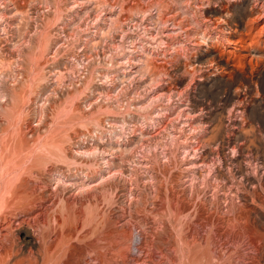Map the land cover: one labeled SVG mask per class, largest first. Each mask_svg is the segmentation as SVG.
<instances>
[{
	"label": "rangeland",
	"instance_id": "374dc122",
	"mask_svg": "<svg viewBox=\"0 0 264 264\" xmlns=\"http://www.w3.org/2000/svg\"><path fill=\"white\" fill-rule=\"evenodd\" d=\"M3 185L45 264H264V0H0Z\"/></svg>",
	"mask_w": 264,
	"mask_h": 264
},
{
	"label": "bare ground",
	"instance_id": "6f19581e",
	"mask_svg": "<svg viewBox=\"0 0 264 264\" xmlns=\"http://www.w3.org/2000/svg\"><path fill=\"white\" fill-rule=\"evenodd\" d=\"M54 146L55 145L51 144V146H49V148L53 149ZM42 147H44V146H42ZM44 149H45V147L43 148V151H44ZM47 150H45L44 152H46ZM56 150H58V153H61L64 151L63 149H62L63 151H61L60 148L56 149ZM44 152H43V154H44ZM95 152H96V150H95ZM51 153H53V152H51ZM82 155H84V153ZM87 155H88V153H87ZM37 157H39V156H37ZM102 160H104V159H102ZM70 162H73V161H70ZM92 163H94V161ZM103 164H105L104 166H106V167H104V168L106 170H108L109 165H111V164H109V162L107 160H105V162ZM98 165L100 167V163ZM89 167H91V166H89ZM88 172H89V170H88ZM106 173H108V172H106ZM97 174H99L98 171H97ZM91 175H92V173H91ZM89 176H90V174H89ZM106 177L108 178L109 176H106ZM107 178L105 179L106 182L108 180ZM10 181H12V180H10ZM104 181H102V182H104ZM6 185H3V188L0 189L1 190L0 191V215H1L0 216V264H23L24 260L22 259V256L25 252L27 253V255L29 257H32V261H30V259L27 260L29 264H40V263L45 264V262H49V260L52 258V253H50V251H52V248L54 246L53 242L56 243L54 240H57L58 238H55L53 240V242L51 241L53 245H51L48 242L52 236L51 235L52 228H50V226L48 225L50 223H47V220H46L47 219L46 216H49V215L45 216V213L43 212L44 211L43 207L46 204L44 205L42 200L38 201L37 198H35L33 196V195H35V194H33L34 192H32L33 190L31 191V193L29 192V193H23L22 194L21 191L18 192L16 190L12 189L11 187L9 189V187H7L8 185L7 186ZM85 185H83V186H85ZM102 185H104V183ZM105 187H106V184H105ZM7 192L9 193L8 196H6ZM37 201H38V204H37ZM17 209H22V212L17 213L16 212ZM12 211L13 212L15 211L16 213L15 212L13 213ZM45 211H47V210H45ZM89 214H91V211ZM92 218H91V220H92ZM58 220H60V219L57 218V223L59 225L60 222H58ZM55 221H54V223H55ZM51 226H53V225H51ZM105 227H107V226H105ZM55 232L57 233V231H55ZM101 233H102L101 237L100 238L98 237L99 238L98 240L101 242V243L100 242L99 243L101 245L98 246V245H96V243H90V245H88V247L92 250V253H94L93 256L92 255L89 256L88 260L94 261L96 264H110V263H112V257L110 255V251L108 249V248H110V245L108 247V241H109L108 239L110 237V231L107 228L106 229L104 228ZM131 234H132L131 232L125 231V232H122L121 236H119V237H121L120 238L121 241L124 239V241L126 243V241L128 239H131V241H132V235ZM55 236H56V234H55ZM55 236H53V237H55ZM140 237L138 236L139 239H140ZM124 241L122 243H124ZM6 242H9V244H7ZM61 242H62V240H61ZM122 243L120 244L121 246H123ZM146 244H147L146 246L150 252L152 249V244H151V242H149V244L148 243H146ZM117 246L119 247V245H117ZM118 247H117L118 257H124L125 251H127L126 250L127 248L125 250L123 248H121V249L119 248L120 250H118ZM135 249L137 251L140 248L136 245ZM18 250H20V252ZM73 251H75V250L73 249ZM138 251H140V250H138ZM136 258L133 257L131 259V261L136 263L140 260V258L139 259H136ZM187 258L185 259L186 261L184 264H189ZM170 264H174V262L171 261Z\"/></svg>",
	"mask_w": 264,
	"mask_h": 264
}]
</instances>
